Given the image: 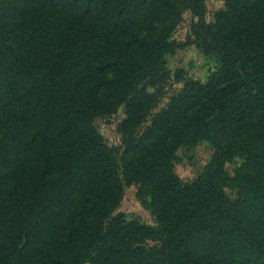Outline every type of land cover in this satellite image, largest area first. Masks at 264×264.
<instances>
[{"label": "trees", "instance_id": "1", "mask_svg": "<svg viewBox=\"0 0 264 264\" xmlns=\"http://www.w3.org/2000/svg\"><path fill=\"white\" fill-rule=\"evenodd\" d=\"M224 2L0 0V264H264V0ZM185 9L217 66L139 134ZM121 106L120 152L95 119ZM130 183L153 224L115 214Z\"/></svg>", "mask_w": 264, "mask_h": 264}, {"label": "rangeland", "instance_id": "2", "mask_svg": "<svg viewBox=\"0 0 264 264\" xmlns=\"http://www.w3.org/2000/svg\"><path fill=\"white\" fill-rule=\"evenodd\" d=\"M205 2L208 7L207 19L213 21L215 13L224 8L225 2L224 0H205ZM178 20L171 36V40L176 42L177 47L175 46L174 52H167L164 55L163 66L167 72L165 76L159 77L157 90L155 87L149 86V91L158 94L159 103L157 107L151 110L148 121L139 128V134L145 131L153 117L165 108L171 97L181 91L186 80L194 79L206 82L211 71L215 70L217 66L216 59L212 55L204 54L202 49L198 47L191 29L193 22L197 20L192 11L185 9ZM137 27L142 28L143 26L139 24ZM178 70H182V72L177 73ZM125 116V106H121L115 114L95 119L96 128L105 141L110 146L117 147L119 151L122 140L121 134L118 132V124ZM212 153L213 148L208 141H202L192 147L180 148L178 159L173 167L175 173L184 181H192L210 161ZM226 167L229 172H232L235 164L228 163ZM227 191L233 196L236 195L230 189ZM146 199L149 200L148 197L140 196L139 185L135 183L126 184L120 206L115 214L124 213L128 219L138 217L153 224L155 222L154 217L145 205Z\"/></svg>", "mask_w": 264, "mask_h": 264}]
</instances>
